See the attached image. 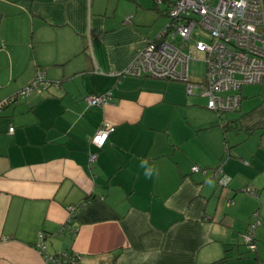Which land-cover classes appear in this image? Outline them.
<instances>
[{
    "label": "crops",
    "instance_id": "crops-1",
    "mask_svg": "<svg viewBox=\"0 0 264 264\" xmlns=\"http://www.w3.org/2000/svg\"><path fill=\"white\" fill-rule=\"evenodd\" d=\"M163 15L154 0H0V99L38 70L60 81L1 110L0 264H47L38 242L77 264L263 260L256 227L255 248L241 242L251 212L264 221V77L217 112L183 81L118 74ZM103 121L113 128L97 147ZM79 202L73 233H58Z\"/></svg>",
    "mask_w": 264,
    "mask_h": 264
},
{
    "label": "built area",
    "instance_id": "built-area-1",
    "mask_svg": "<svg viewBox=\"0 0 264 264\" xmlns=\"http://www.w3.org/2000/svg\"><path fill=\"white\" fill-rule=\"evenodd\" d=\"M154 1L156 5L166 2L167 24L148 39L117 73L183 81L187 93H192V89L196 88L198 94L206 97L208 108L217 112L237 108L240 86L261 82L264 77V9L261 0ZM124 20L128 21L129 15ZM201 33L208 40H204ZM176 38L182 41L179 45L175 44ZM199 53L203 55L205 69L200 79L192 80L188 62ZM39 86L48 90L50 86H57V83L50 82L45 73L38 70L34 79L19 92L26 94ZM109 98L110 92L88 93L85 96L92 105L104 104ZM12 128L10 126L9 130ZM112 128L109 122H101L89 142L101 147ZM95 156L96 152L90 151L88 159L92 161ZM191 169L204 170L197 164H193ZM214 173L220 182L226 184L228 178L222 174L220 165L216 166ZM246 190L254 192L250 187ZM83 203L68 206L66 228H60L58 233H73L74 227L70 221ZM258 223L256 217L250 220L243 234L249 249L255 248L253 231ZM36 248L47 264H77L75 252L62 250L50 254L45 250L43 242H38Z\"/></svg>",
    "mask_w": 264,
    "mask_h": 264
},
{
    "label": "rangeland",
    "instance_id": "rangeland-1",
    "mask_svg": "<svg viewBox=\"0 0 264 264\" xmlns=\"http://www.w3.org/2000/svg\"><path fill=\"white\" fill-rule=\"evenodd\" d=\"M215 1V0H213ZM166 2H163L162 5H165ZM164 19L163 21V24L161 25L160 29L163 28L167 22H168V17L166 15H163L162 17ZM202 34V38L204 40H208V37L206 35H204L203 33ZM182 41H180L178 38L175 39V44L179 45ZM205 69V62L203 60V55L201 53L197 54L196 55V58H192L190 59V61L188 62V71H189V74H190V78L192 80H198L201 78L202 74H203V71ZM35 89H38V90H45L43 89L42 87H38V88H34ZM13 104V103H12ZM11 105V104H10ZM258 212L256 210H254L253 212H251L250 214V217H249V220H252L253 221V218H257L259 220V224H257L255 227H256V230H255V237H256V241L258 244H262L263 245V249H262V255H263V260H258L257 259H254L252 254L248 253V251L244 254V259L247 260V262H249V264H264V229H262L263 227V224H264V221L262 223H260L262 221V218H260V216L258 217V215H256ZM260 227V228H259ZM241 242V241H240ZM244 247L247 246L246 243H242ZM252 253V252H251Z\"/></svg>",
    "mask_w": 264,
    "mask_h": 264
},
{
    "label": "trees",
    "instance_id": "trees-1",
    "mask_svg": "<svg viewBox=\"0 0 264 264\" xmlns=\"http://www.w3.org/2000/svg\"><path fill=\"white\" fill-rule=\"evenodd\" d=\"M154 3H155V1H154ZM34 79V78H33ZM32 79V80H33ZM31 80V81H32ZM30 81V82H31ZM49 81L50 82H56L57 83V86H59V84H60V81L59 80H50L49 79ZM22 87H24V86H22ZM21 87V88H22ZM54 87H56V86H54ZM21 88H19V89H17V90H15V91H13L11 94H9V95H7V96H5V97H3V98H1L0 99V114H1V110H2V108H4L5 106H7V105H10V104H14V103H17L18 102V100H19V98H20V96L21 95H23V94H21L20 92H19V90L21 89ZM32 90H34V89H32ZM86 96V95H85ZM254 192H255V190H254ZM250 222V221H249ZM249 224V223H248ZM248 227V226H247ZM246 230H247V228H246ZM225 257L226 256H223L221 259H225Z\"/></svg>",
    "mask_w": 264,
    "mask_h": 264
},
{
    "label": "water",
    "instance_id": "water-1",
    "mask_svg": "<svg viewBox=\"0 0 264 264\" xmlns=\"http://www.w3.org/2000/svg\"><path fill=\"white\" fill-rule=\"evenodd\" d=\"M216 178H217L218 183H219L221 186H225V185H226V184H223L222 182L219 181L218 176H216Z\"/></svg>",
    "mask_w": 264,
    "mask_h": 264
}]
</instances>
